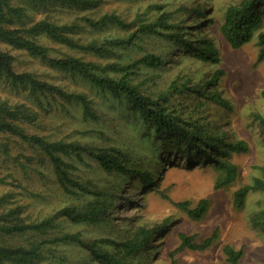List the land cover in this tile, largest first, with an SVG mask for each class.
Returning <instances> with one entry per match:
<instances>
[{
  "label": "rangeland",
  "instance_id": "obj_1",
  "mask_svg": "<svg viewBox=\"0 0 264 264\" xmlns=\"http://www.w3.org/2000/svg\"><path fill=\"white\" fill-rule=\"evenodd\" d=\"M239 2L97 0L94 4L58 1L29 7L31 21L46 17L59 24L76 22L71 35L81 42L127 33L126 28L117 29L113 24L100 28L87 26L82 20L84 15L107 12L118 14L125 21L137 16L153 21L161 12L168 11L170 22L177 24L175 30L183 38H209L217 58H197L163 34L140 35L131 44L115 48L112 55L50 41L44 35L37 39L53 57L72 56L98 63L101 76L124 75L125 72L106 68L111 63L129 64L147 52L160 56V66L138 64L127 77L148 95L169 93L171 85L174 86L168 94L170 101L182 106L184 115H190L204 135L213 138L208 146L183 141L179 148H165L155 137L152 125L140 117L127 98L115 97L79 75L53 67L26 51L10 49L15 56V70L31 72L65 92L82 93L88 101L89 110L85 111L75 97L45 92L37 99L24 89L11 88L0 77L2 97L12 103L24 102L37 112L35 122L25 124L26 131L48 139L122 150L130 171H149L156 178L154 185L143 186L132 172L105 170L88 152L66 156L72 177L111 193L110 213L98 222H74L59 216L52 229L16 235L12 241L23 245L42 241V256L34 264H104L86 247L64 237L77 235L82 241H95L99 249L115 252L114 243L129 238L140 226L148 229L160 226L161 230L153 234L150 243L127 256L124 264H170V253L178 247L180 233L193 234L199 241L215 229L218 236L210 247L175 251L173 264H230L223 251L225 244L242 247V264H264V228L253 224L250 218L264 208V190H250L241 209L233 204V193L238 187L264 177V55L260 57L262 48L257 43L258 32L264 30V18L251 39L238 47H233L220 29L226 5ZM0 48L9 49L2 43ZM219 137L226 142L243 140L248 150L219 155L211 149L223 148L217 143ZM207 151L214 154L208 156ZM216 156L235 164L237 171L232 181L223 183V172L211 161ZM0 196L9 206H21L22 213L35 221L64 205L81 206L93 197L84 191L67 193L40 148L7 134H0ZM202 198L209 203L202 218L193 219L176 205L188 200L194 207Z\"/></svg>",
  "mask_w": 264,
  "mask_h": 264
},
{
  "label": "trees",
  "instance_id": "obj_2",
  "mask_svg": "<svg viewBox=\"0 0 264 264\" xmlns=\"http://www.w3.org/2000/svg\"><path fill=\"white\" fill-rule=\"evenodd\" d=\"M58 1L83 5L94 4L97 0H0V43L9 47V49L0 48V77L11 88L24 89L29 95L37 99L45 92L75 97L82 102L85 111L89 110L88 101L82 93L65 92L61 87L50 84L31 72L15 70V56L10 49H19L49 62L53 67L75 73L101 90L109 91L115 97L123 96L127 98L133 109L138 111L140 117L152 125L155 137L162 141L161 144L165 148L173 146L179 148L183 141L196 143L197 145L200 144L199 142L205 143L207 146L212 144L213 138L204 135L199 123L190 118V115L185 116L180 109L182 106H177L170 101L168 94L172 92L174 86L171 85L169 93H158L155 96L148 95L142 92L127 77L134 72L133 68L138 64H144L148 67L160 66L162 59L157 54L147 52L135 61L124 65L111 63L106 68L114 72H125L124 75L119 77L101 76L98 73L101 68L98 63L72 56L53 57L49 55L48 47L37 40L41 35H44L50 41L100 55H112L115 53V48L131 44L140 35L163 34L167 39L178 43L183 49H189L197 58L216 60L215 48L209 38L204 37L196 40L183 38L182 34L175 30L177 24L170 22L168 11L161 12L153 21H145L139 19L138 16L131 21H125L118 14L107 12L100 15H84L82 17L83 22L92 28L113 24L117 29H127V33L87 42H81L72 37L71 33L75 29L76 22L59 24L46 17L34 21L28 20L29 7ZM263 8L264 0H240L239 3H228L226 5L220 29L233 47L246 44L251 39L254 31L263 21ZM257 39V43L262 48L260 57H263L264 30L258 32ZM36 119L37 112L31 106L24 102L12 103L0 95V134L16 136L40 148L44 159L49 160L59 183L67 193L78 194L79 191H84L92 194L93 197L81 206L64 205L56 209L54 213L35 221L34 219L30 220L22 213L21 206H9L7 201H4V197L0 196V264H34L42 256V241L32 245H23L17 240L12 241V238L29 230L45 232L52 229L59 216H64L74 222H98L105 217L107 218L112 205L111 193L89 186L72 177L69 171V163L65 160L66 156L72 153L88 152L98 159L105 170L132 172L135 176H138L143 186L154 185L156 180L149 171H140L139 169L130 171L125 165L128 161L127 155L122 150L85 146L63 139H48L37 133L26 131L25 124L34 123ZM217 143L222 144L223 148L213 147L211 149L222 156L229 155L230 151L245 152L248 150L247 143L243 140L226 142L222 137H219ZM200 150L203 149L200 148ZM207 154L209 156L214 153L207 151ZM211 161L216 169L223 172V183L234 179L237 169L229 159H220L216 156L211 158ZM252 189L264 190V177L256 179L254 184L240 186L234 191L233 204L235 208L241 209L244 207L247 195ZM176 205L182 208L191 218L198 219L205 215L209 203L206 198H202L194 207L190 206L188 200L179 201ZM250 218L253 224L264 228V208L254 212ZM160 228V226L155 227V229L138 227L129 238L114 243L116 246L115 252L99 249L96 247L95 241L85 242L79 239L77 235H69L64 238L77 241L79 245L86 247L94 258L104 264H124L125 258L143 245L150 243L153 234L160 231ZM217 236V229L199 241L194 239L195 235L193 234L180 233V243L170 253L172 258L170 264L174 263L175 251L184 248L206 249L213 244ZM223 251L230 264H242L240 261L243 254L242 247L235 248L230 244H225Z\"/></svg>",
  "mask_w": 264,
  "mask_h": 264
}]
</instances>
